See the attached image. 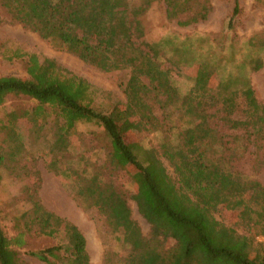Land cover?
Instances as JSON below:
<instances>
[{
  "label": "trees",
  "instance_id": "16d2710c",
  "mask_svg": "<svg viewBox=\"0 0 264 264\" xmlns=\"http://www.w3.org/2000/svg\"><path fill=\"white\" fill-rule=\"evenodd\" d=\"M166 6L168 17L181 11L177 0H166ZM0 7L12 22L97 70L126 73L123 93L139 131H157L161 124L155 108L167 112L178 104L195 123L179 133L176 145L167 142L157 149L144 148L140 141L127 138L135 124L120 122L114 112L96 111L92 87L86 80L55 60H40L33 53L16 50L8 57L25 63L26 78L0 77V106L8 97L33 100L36 106L30 116L36 127L45 126L46 111L52 110L61 122L57 145L64 144L80 122L100 126L110 143L109 167L129 174L135 188L134 203L150 225L149 238L131 219L125 195L102 181L99 173L80 185L75 194L78 201L97 211L110 232L121 234L127 251L122 264H264V186L241 171L246 154L258 153L261 161L257 165L264 168V104L253 98L249 86L240 93L224 95L218 110H204L198 118L199 105L213 93L205 82L190 77L193 87L179 97L170 77L149 83L142 80L152 59L151 49L140 42L147 6L132 7L126 0H0ZM261 68L256 64L254 69ZM217 87L214 92L227 90L221 83ZM219 111L224 113L218 118L223 127L233 115L242 113L238 126L229 128L230 134L214 126ZM9 117L3 128L11 132L9 140L14 147L7 154L10 158L21 144L11 126L15 115ZM259 141L263 144L256 146ZM161 159L167 161L174 177ZM2 161L0 155V164ZM222 210L231 212L227 224L215 217ZM22 229L8 238L0 227V264H27L21 250L27 246L26 234L32 231L63 240L27 253L32 259L41 264H91L84 236L69 221L44 212L25 220ZM168 239L175 245L165 250L163 244Z\"/></svg>",
  "mask_w": 264,
  "mask_h": 264
},
{
  "label": "rangeland",
  "instance_id": "374dc122",
  "mask_svg": "<svg viewBox=\"0 0 264 264\" xmlns=\"http://www.w3.org/2000/svg\"><path fill=\"white\" fill-rule=\"evenodd\" d=\"M126 1L132 7H148L142 16L144 30L140 42L151 49L152 59L142 75L143 82L170 77L179 97L193 87L190 77L205 82L213 93L210 100L199 105L198 118L204 110H218L224 95L231 91L240 93L246 86L251 88L253 98L264 104V0H177L181 11L172 17L167 16L166 0ZM16 50L33 53L40 60H55L73 75L86 80L92 87L96 111L114 112L120 122L135 124L134 129L128 130L127 138L140 141L144 148L157 149L167 142L176 145L179 133L195 126L178 104L167 112L155 108L154 114L161 124L157 131H139L123 93L126 73L106 74L97 70L12 22L0 7V77L26 78L25 63L8 60ZM256 64L262 68L255 70ZM220 83L227 88L226 92H214ZM35 106L27 97H8L0 106V155L4 157L0 164V227L8 238H13L23 230L25 220L50 212L79 229L91 264H122L127 251L120 241L121 234L110 232L97 211L78 201L75 194L80 185L99 173L102 181L113 184L125 195L131 219L143 236L149 238L150 225L134 203L135 188L129 174L109 167L110 143L100 126L80 122L64 144L57 145V128L61 122L49 109L45 126L36 127L30 116ZM12 113L15 122L11 126L21 148L9 158L7 154L13 152L14 145L9 140L11 132L3 126L9 123ZM221 113H217L214 126L219 132L230 134L229 128L238 126L242 113L233 115L224 127L218 123ZM198 131L204 132L202 127ZM262 144L259 141L255 145ZM249 147L252 149L253 145ZM161 160L167 173L174 177L167 161ZM258 161H261L258 153L246 154L241 171L247 179L264 186V168L258 167ZM230 214L222 210L215 217L227 224ZM25 240L27 246L21 253L27 264H41L27 253L63 243L61 237L47 238L35 231L26 234ZM174 245L168 239L163 248L168 250Z\"/></svg>",
  "mask_w": 264,
  "mask_h": 264
}]
</instances>
